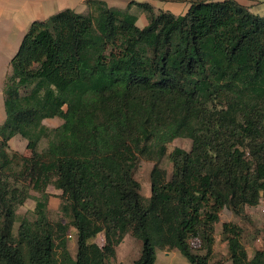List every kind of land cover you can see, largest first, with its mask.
<instances>
[{
    "label": "trees",
    "instance_id": "trees-1",
    "mask_svg": "<svg viewBox=\"0 0 264 264\" xmlns=\"http://www.w3.org/2000/svg\"><path fill=\"white\" fill-rule=\"evenodd\" d=\"M159 1L190 5L174 15L131 1L147 13L140 28L126 10L89 0L91 12L65 8L24 33L0 124V264H105L126 234L141 241L132 264H153L158 246L177 249L190 264H211L219 212L242 215L264 193V15L236 0ZM54 117L61 124L42 123ZM17 134L30 158L9 154ZM41 137L48 143L38 153ZM177 137L191 147L172 149L167 178L158 161ZM141 157L154 162L148 197L134 177ZM16 159L19 174L41 192L35 220H20L17 240L9 227L29 194L8 180ZM48 185L65 198L75 258L68 226L46 215ZM100 231L104 243L90 242ZM199 236L205 254L192 251ZM222 236L231 264H264V247L248 257L240 226L223 222Z\"/></svg>",
    "mask_w": 264,
    "mask_h": 264
},
{
    "label": "rangeland",
    "instance_id": "rangeland-1",
    "mask_svg": "<svg viewBox=\"0 0 264 264\" xmlns=\"http://www.w3.org/2000/svg\"><path fill=\"white\" fill-rule=\"evenodd\" d=\"M138 2H142L143 0H135ZM176 3L173 1H159L155 4V8L153 11L158 13L159 10H167L174 11L173 8L168 6V4ZM136 5V4H135ZM128 6V5H127ZM137 6V5H136ZM153 8V7H152ZM247 9L254 14L264 15V0H255V3L252 5H248ZM126 10V9H122ZM127 11V10H126ZM146 15V11L142 10ZM29 91V88H21L20 93L25 94ZM0 103H2V98L0 99ZM45 126L48 128H54L61 124L62 119L58 117L54 118H45L43 121ZM12 139L8 141V152L12 154L13 152H17L19 155L23 157L30 158L32 156V151L28 148L27 139L23 138L20 135H14L11 137ZM48 138L41 137L39 141H37L36 152L42 153L47 147ZM179 147L186 151L190 150L191 147V139L187 137H177L171 140L166 144L165 154L159 159L158 165L166 171L167 178L170 177L172 173V163L169 160V154L173 148ZM153 161L141 157L139 159L138 165H136V169L134 170V177L138 180L140 188L139 191L144 197H148L150 195V179L149 173L153 165ZM20 161L16 159L13 163V166L7 170L8 180L10 184L16 187L23 189L25 187L26 191L29 194L21 204H19L15 209V221L11 223L9 230L11 235L15 240L18 238V225L21 219H26L28 221H33L36 218V214L34 212L36 200L41 198V192L34 190L28 185V181L25 178V174H19L20 171ZM27 187V188H26ZM47 192V202H46V215L50 222L52 223H63L68 226L67 233L71 234L72 237L66 238V246L68 252L72 253V258H75V253H73V247H76V234L74 228L69 224L70 216L63 209L65 205V198L61 197V191L55 189L52 185H48L45 189ZM256 205V211L260 213L258 220L253 221L250 215L246 212V207L244 208L242 215H236L229 208H223L219 214L223 212V217H219L215 220L213 227V243L210 247L209 259L210 263H214L215 261H224L226 255H229L227 243L223 239L222 236V224L220 220L224 219V217L232 212L234 217L233 220L228 222H232L240 226L241 228V236L240 240L244 245V249H249L250 251L253 249L254 251L264 247V213L262 209L264 208V196H262ZM254 205V206H255ZM223 223V222H222ZM216 226V228H215ZM105 235L104 231H100L96 233L95 236L89 239L90 242H95L98 245H102L104 243ZM192 246V251L197 254H205L207 252V245L204 242L202 236L191 239L190 242ZM24 252V257L28 260V253L24 244H21ZM116 253L114 257H108L105 261V264H132V262L137 259L140 255L141 251V241L135 239L130 234H126L122 241L115 245ZM156 259L153 264H190L187 259L179 252L177 249H170L167 247H156ZM69 253V254H70ZM254 253V252H253Z\"/></svg>",
    "mask_w": 264,
    "mask_h": 264
},
{
    "label": "crops",
    "instance_id": "crops-1",
    "mask_svg": "<svg viewBox=\"0 0 264 264\" xmlns=\"http://www.w3.org/2000/svg\"><path fill=\"white\" fill-rule=\"evenodd\" d=\"M89 0H0V99L2 98V103H0V124L3 123L5 119L4 112V88L5 81L8 73L11 70V59L18 50L19 44L22 40L24 33L27 31L29 25L33 21H42L47 19L50 15L55 14L65 8L73 9L76 12L88 13L91 12V7L89 6ZM109 7L117 9H126L129 14L136 17L135 24L142 28L148 24L147 15L142 11L141 8L135 4L127 6L129 2L135 0H102ZM238 3L247 7L255 3V0H236ZM142 2H148L151 4L153 9L158 0H143ZM174 2V1H173ZM190 2L181 1L176 3L168 4L174 11H169L174 15L184 14ZM161 11V9L159 10ZM167 11V10H163ZM44 123V122H42ZM12 139V138H11ZM10 139V140H11ZM264 196V193L261 197ZM260 197V198H261ZM246 212L250 215L253 221L258 220L259 211H256L255 206H247ZM224 219L220 220L222 222H228L233 220V213H227ZM219 217H223V212ZM221 222V224H222ZM216 228V226H215ZM75 230V229H74ZM76 234V230H75ZM249 258L252 257L254 250H246ZM76 252V247H73V253ZM70 253V252H68ZM116 253V249H115ZM76 254V253H75ZM74 254V255H75ZM72 257V253H70ZM224 264H231L229 260V255H226Z\"/></svg>",
    "mask_w": 264,
    "mask_h": 264
},
{
    "label": "built area",
    "instance_id": "built-area-1",
    "mask_svg": "<svg viewBox=\"0 0 264 264\" xmlns=\"http://www.w3.org/2000/svg\"><path fill=\"white\" fill-rule=\"evenodd\" d=\"M262 212L264 213V208L262 209ZM67 237L70 238V237H72V235L71 234H68Z\"/></svg>",
    "mask_w": 264,
    "mask_h": 264
}]
</instances>
